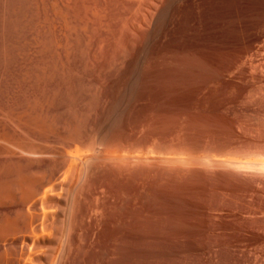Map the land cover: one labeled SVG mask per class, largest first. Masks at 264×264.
Instances as JSON below:
<instances>
[{
  "label": "bare ground",
  "instance_id": "bare-ground-1",
  "mask_svg": "<svg viewBox=\"0 0 264 264\" xmlns=\"http://www.w3.org/2000/svg\"><path fill=\"white\" fill-rule=\"evenodd\" d=\"M224 2L0 0V264L153 263L158 224L154 182L158 161L163 166L170 159L166 150L169 144L164 143L171 137L165 136L170 123L166 128L162 119L164 128L161 126L166 129L160 133L168 140L160 142V122L154 126L145 118L150 113L140 118L139 112L129 110L136 109L133 103L140 99L137 89L146 78H142L144 70L153 69L155 75L164 76L162 80L157 76L158 82L164 81L162 95L169 94L170 65L175 58L170 42L175 8L184 5L203 11L208 3L223 8ZM239 2L238 9H242L241 2L245 5L241 12H233L235 21L240 16L246 20L234 27L238 29L232 46L237 48L235 56L220 68L195 65L207 71L212 67L205 87L224 92L225 103L255 105L264 103V0ZM225 18L227 23L229 16ZM183 59L179 60L185 66ZM127 111L143 120L132 122L133 115L128 119ZM233 157L232 162L241 167L242 157ZM218 162L213 164L224 161ZM162 174L166 181L167 174ZM250 203L244 208L255 202ZM259 203L250 208L257 205L255 208L260 209ZM237 206H221L225 211L218 214L215 210L214 214L239 222ZM235 241L227 246L241 257L248 253L242 258L244 264L264 262V248L250 250ZM143 247L147 250L142 252Z\"/></svg>",
  "mask_w": 264,
  "mask_h": 264
},
{
  "label": "rangeland",
  "instance_id": "rangeland-1",
  "mask_svg": "<svg viewBox=\"0 0 264 264\" xmlns=\"http://www.w3.org/2000/svg\"><path fill=\"white\" fill-rule=\"evenodd\" d=\"M222 1L224 2L225 0ZM228 1L230 4H228ZM232 1L233 0L226 1L228 6L227 12H225L227 8L226 2H224L225 5L223 4L225 8L224 6L222 8L221 5H217L216 8L214 7V4L212 6V4L208 3L211 7L209 5L206 7L203 6V11H201L202 9H199L198 11L195 9V11H192L194 8L192 7L191 9L189 7L190 9H188L186 8L187 6H185V9L184 5L177 6V8H175L176 11H173V15L176 14L174 16L176 19L172 18V24L173 22L174 24L172 25L171 31L172 39H170V42L173 44L172 49L174 51L172 53H174L173 56L175 55V58L174 62L171 63L172 65H170L169 94L166 97L162 95L164 93V89L162 88L164 87V81H162L163 83L161 82L162 86L161 83L158 82L159 80L157 78V76H159V79H164V69H161L163 71L160 73L163 78L159 75V73L155 75L156 73L153 69L149 71L144 70L142 72V78L148 77L149 79L144 78V82L141 80L139 83V85H141L143 82V85L137 89L139 91L137 96L139 99L140 94V99L136 103H133V107H136V109L133 108L134 110H129L131 113L139 112L142 115L141 116L138 113L140 118H144L143 114L146 116V114L150 113V115L148 114L145 118L152 120L155 123H153L154 126H156L158 121L160 122L158 123V126H161V123H163L164 120H169L166 122L164 121L163 123V125L166 123V128L168 126L170 127H168L170 130L168 134V129L165 128V132V129L163 130V125V128L162 126L157 127L160 129L159 134L163 137L162 138L158 134L160 136V140L158 139L160 142H164V139L168 140L166 138L167 136L171 137H168L169 140H165L166 142H164H168L167 145L169 144L168 146L164 144L167 146L166 148H168L166 150H168L167 154H169V162L161 166L162 164L160 160L158 161L160 164L158 163L159 166H157V176H155L157 180L155 179L154 182V196H156L154 197L156 198L154 202V211L156 210L155 215L157 217L156 219L158 224L156 221L157 230L154 236V246L156 250L154 249L153 251L155 260L153 258V263L151 264H244V260H242V258L244 257L243 259H245V257H248V253L246 254L247 256L241 257V255L234 253L232 248L227 246V243H231L236 239L242 248H250V250H253L254 247H259L260 249L264 248V219L261 217L264 216V213L262 214L263 209L261 208L264 204L262 203L264 201V177H262L264 176V173H260L261 170L262 172L264 171V157H261V154L264 156V153L260 151L263 150L264 152V148L261 149L264 147V119H262L264 118V110H262V108L264 109V103H255V105H253L254 103H242L243 106L241 104L239 105V103H225L227 96L224 92L221 90L219 91L218 89L211 90L212 88L208 87V89L205 87L207 84L206 80L209 79L211 75L209 69L211 70L212 67L207 71V69H204L205 67L202 68L203 66L200 67L201 65H195V63L202 64L204 66L216 65L220 68L229 62L233 56H235L237 48L232 46L234 45V39L236 40V37L238 36V31L236 32V30H238L237 28L239 27L238 23L242 24L245 17L243 18L240 16L241 19L237 21L240 18L238 17L235 21L234 13L236 12V9L240 8V4L238 6V3L240 2L239 0L236 1L238 3ZM233 3H235L236 6L235 4L233 5ZM243 4L244 3L241 2L242 6ZM218 6H221V8H218ZM242 6L241 8L243 9L244 6ZM178 7L180 9L177 12ZM233 7H236L235 11H233ZM242 9H238V11L240 10L241 12ZM224 13H229V15H227L231 18H227V23L223 20L225 17H228L227 15L224 16ZM230 14L234 17H230ZM193 18L198 19V23H200L201 26L200 24H197V21L195 19L193 20ZM191 19L193 20V23L191 22ZM242 19L243 21L241 23ZM230 20L234 21L233 23L236 26ZM225 37L229 38L228 40L230 42H228ZM224 38L226 40H224ZM154 49L156 48L154 47ZM176 58L178 61H180V58H186L185 60L187 62H185V66L184 63H181L182 59L180 64H177L179 62H175ZM191 62L196 66V69L193 68L194 66L191 65ZM187 63L190 64L188 67L186 65ZM197 66L201 69L197 68ZM154 69H156V67ZM147 72H150L148 73L149 76L148 74L145 76L144 73ZM145 82H147L146 85H144ZM202 89H204L205 92H203ZM202 92L204 95H202ZM161 95L166 99L164 100ZM223 95L224 97H222ZM135 110L138 111L135 112ZM129 111L126 112V114L128 113L127 118L130 115H133L132 118L131 116L129 117L132 119V122L136 120H143L139 117L137 118V114H135L136 116L134 114H130ZM167 113L168 115H166ZM243 113H247L248 115L250 113L251 114L247 116V114ZM258 113L260 117H258ZM252 114L254 116H252ZM151 115L156 117V119ZM164 116H168L167 118L169 119H166V117L163 118ZM253 119L255 122H253ZM167 123L170 124L167 126ZM258 124L260 126H258ZM161 131L166 133V137L163 135L165 133H160ZM155 132L157 135V130ZM257 144H260L259 146L261 148ZM261 144L263 145L261 146ZM256 145L259 147L258 150ZM226 152L232 156V158H229V155H226ZM221 154L224 156H222L223 159ZM233 156H236L237 158L235 159L237 160L242 157L239 159L242 160V163H239V165L242 164L241 167L239 166L240 168L236 167L238 164L232 162L234 159ZM238 156L240 157L238 158ZM249 156L250 159L251 156L258 158L254 160L252 157L253 160H250ZM243 158L247 159V161L250 160L249 164L252 161L254 163L259 161L260 163L257 165L252 162V166L249 165L246 160L245 163ZM210 160L212 162H210L211 164L208 162ZM216 161L219 164L224 161L235 165H227L224 162L222 163L223 165H218L217 163L213 164ZM246 164L249 166H244ZM168 165H170V169L167 167ZM164 166H166L167 169L163 168ZM159 167H162V170H159ZM260 168L261 170H259ZM160 171L161 173H158ZM162 172L167 174L166 181L163 180L164 176L162 178ZM254 173L256 175H254ZM261 198H263L262 202L260 201ZM239 200H241V204L240 206H237L236 204ZM249 200H251V203ZM252 200H254L256 204L261 202L259 203L260 205L262 204L261 206L259 205V208L262 209L261 211L258 207L257 209L255 208L257 205L253 208L251 207L252 209L250 208V206L255 204ZM242 202H247V204L254 203L248 207L252 211L255 208L262 215L256 213L257 211L255 210L253 212L250 211L248 207L247 210L246 207L244 208L247 204H242ZM226 204L232 205L229 206ZM233 204H235V207L237 206L239 209L244 205L243 208L240 209L243 213L239 212L240 210L238 211V208H234L238 213H240L239 222L233 221V223L227 217L221 219L220 217H217L218 215L214 214L216 212L219 214L221 213L220 211H225L228 206L229 207L227 209L233 207ZM218 206H220L221 209L224 206L226 207L222 210H220V208H218V210L214 209ZM243 209H246V211H249L250 213L247 214ZM254 212L256 214H253ZM240 220L242 221L241 225H239L241 222ZM240 231H246V233H241ZM143 248L141 250L142 252L146 249V247ZM240 257L241 259H239ZM250 260H254V257L251 256ZM143 262L139 264H149L146 260ZM256 263L264 264V262L260 260H257Z\"/></svg>",
  "mask_w": 264,
  "mask_h": 264
}]
</instances>
